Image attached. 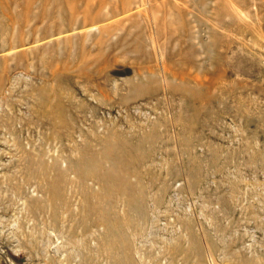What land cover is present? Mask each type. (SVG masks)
<instances>
[{
	"label": "rangeland",
	"instance_id": "rangeland-1",
	"mask_svg": "<svg viewBox=\"0 0 264 264\" xmlns=\"http://www.w3.org/2000/svg\"><path fill=\"white\" fill-rule=\"evenodd\" d=\"M0 264H264V0H0Z\"/></svg>",
	"mask_w": 264,
	"mask_h": 264
}]
</instances>
